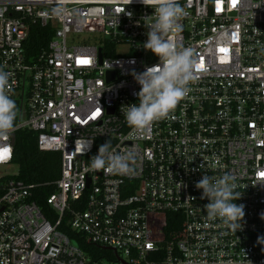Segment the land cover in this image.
Returning <instances> with one entry per match:
<instances>
[{
	"label": "built area",
	"instance_id": "built-area-1",
	"mask_svg": "<svg viewBox=\"0 0 264 264\" xmlns=\"http://www.w3.org/2000/svg\"><path fill=\"white\" fill-rule=\"evenodd\" d=\"M61 2L67 14L50 15ZM179 3L186 14L166 38L193 51L191 90L132 135L123 112L140 85L131 73L159 63L142 48L154 9L139 0H0V68L12 73L5 91L17 106L13 132L0 137V169L24 130L39 151L61 157L42 204L37 185L0 173V264H264V0ZM36 25L52 36L31 56ZM78 35L94 44L73 42ZM109 139L118 152L134 149L128 174L90 168ZM225 173L245 205L235 233L206 218L209 201L195 187ZM67 229L110 256L86 253Z\"/></svg>",
	"mask_w": 264,
	"mask_h": 264
},
{
	"label": "clouds",
	"instance_id": "clouds-1",
	"mask_svg": "<svg viewBox=\"0 0 264 264\" xmlns=\"http://www.w3.org/2000/svg\"><path fill=\"white\" fill-rule=\"evenodd\" d=\"M139 2L154 9L151 15L152 23L145 25L148 29L145 33L147 40L142 44V48L156 55L159 63L146 67L143 72L131 73L140 85V90L135 93L138 103L124 106L123 112L132 135L145 134L153 122L166 118L177 104L188 96L196 64L191 48L177 49L166 38L169 33L179 29L178 21L186 14L179 0ZM131 3L132 0H129V4ZM67 12L68 9L61 2L52 7L50 15L61 17ZM127 15L131 17L132 13L129 12ZM11 76L12 73L0 68V137L13 132L17 119L16 103L5 91ZM134 158V149L118 152L112 147L109 139L100 145L98 153L90 158V168L115 174H128L131 171L130 162ZM235 180L231 173H225L219 178L205 174L195 184L196 189L202 190L200 199L209 201L204 205L206 218L219 219L234 233L243 227L241 221L245 216V205L235 203L241 196V193L235 191L237 188ZM260 218L264 220V213Z\"/></svg>",
	"mask_w": 264,
	"mask_h": 264
},
{
	"label": "trees",
	"instance_id": "trees-1",
	"mask_svg": "<svg viewBox=\"0 0 264 264\" xmlns=\"http://www.w3.org/2000/svg\"><path fill=\"white\" fill-rule=\"evenodd\" d=\"M51 36L52 31L49 27L33 26L29 33L28 54L34 56L42 49H45ZM60 159V154L57 152L39 151L36 146V135L34 133L24 130L15 134L11 163L16 165L18 170L14 176L27 184L37 185V202L39 204H42L44 198L54 191L52 182L59 177ZM174 228L176 229V226H170L168 222L166 231L169 233ZM66 233L72 242L86 253L94 254L97 257L110 256L108 251L86 244L79 237H75L69 229H67Z\"/></svg>",
	"mask_w": 264,
	"mask_h": 264
},
{
	"label": "rangeland",
	"instance_id": "rangeland-1",
	"mask_svg": "<svg viewBox=\"0 0 264 264\" xmlns=\"http://www.w3.org/2000/svg\"><path fill=\"white\" fill-rule=\"evenodd\" d=\"M94 40H95V37L92 35H78V36L72 37V41L75 43L85 42L86 44H94ZM124 51H126L125 46L117 48L118 53H122ZM17 170H18L17 166L11 163L5 167H2L0 169V173L7 174V175H16Z\"/></svg>",
	"mask_w": 264,
	"mask_h": 264
},
{
	"label": "water",
	"instance_id": "water-1",
	"mask_svg": "<svg viewBox=\"0 0 264 264\" xmlns=\"http://www.w3.org/2000/svg\"><path fill=\"white\" fill-rule=\"evenodd\" d=\"M108 75L112 77V73H108ZM11 137H12V142L14 143V140H15L14 135H12Z\"/></svg>",
	"mask_w": 264,
	"mask_h": 264
},
{
	"label": "snow or ice",
	"instance_id": "snow-or-ice-1",
	"mask_svg": "<svg viewBox=\"0 0 264 264\" xmlns=\"http://www.w3.org/2000/svg\"><path fill=\"white\" fill-rule=\"evenodd\" d=\"M262 175H264V174H262Z\"/></svg>",
	"mask_w": 264,
	"mask_h": 264
}]
</instances>
